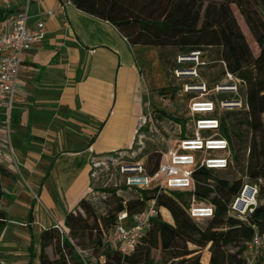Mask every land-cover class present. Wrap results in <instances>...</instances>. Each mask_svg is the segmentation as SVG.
<instances>
[{
    "label": "crops",
    "instance_id": "0c3cea01",
    "mask_svg": "<svg viewBox=\"0 0 264 264\" xmlns=\"http://www.w3.org/2000/svg\"><path fill=\"white\" fill-rule=\"evenodd\" d=\"M66 1L30 2L29 27L45 11L52 15L45 37L23 58L10 110L0 109L11 146L4 142L1 167L15 176L1 180L3 264H40V233L63 226L66 213L88 199L94 155L125 154L134 145L145 90L161 71L160 48L132 44L108 20L73 5L61 9ZM23 4L17 0L10 9Z\"/></svg>",
    "mask_w": 264,
    "mask_h": 264
},
{
    "label": "trees",
    "instance_id": "16d2710c",
    "mask_svg": "<svg viewBox=\"0 0 264 264\" xmlns=\"http://www.w3.org/2000/svg\"><path fill=\"white\" fill-rule=\"evenodd\" d=\"M76 8L108 20L132 44L175 45L186 51L200 50L203 46L221 48V61L226 69L245 82L246 111H227L220 115L219 135L229 143L232 160L238 163L247 153L245 174L251 179L264 180V0H70ZM234 5L251 34L257 53L254 55L233 14ZM5 14L0 10V21ZM169 86L158 89L166 94ZM163 116L172 118L159 110ZM183 125V121L175 118ZM121 153V152H116ZM112 154V153H111ZM106 155H94L103 158ZM160 154L147 156V172L155 171ZM213 171L198 168L194 171V191L157 190L136 191L138 196L122 200L115 189H107L115 198L113 208L102 218L106 229L114 222L118 212L129 215L141 211L146 203L155 199L160 209L171 216L172 224L163 221L160 212L152 219L149 229L134 251L122 256L107 249L101 253L102 230L98 216L88 199H81L64 217L66 236L56 229L43 230L39 236L40 264H81L68 238L83 247L87 241L94 252L105 257L100 264H157L151 251L160 249L169 255L162 264H201L195 249L208 245L209 264H247L245 252L254 234L264 233V185L260 187L254 211L245 218L228 214L229 204L241 187L242 180L216 176ZM15 176L0 166V199L2 178ZM188 195L186 202L184 197ZM212 206V216L204 227L188 212L190 198ZM107 197V196H106ZM109 197V196H108ZM123 201L125 203H123ZM91 219V220H90ZM6 223V214L0 210V231ZM84 248V247H83ZM3 264V263H0ZM264 264V249L255 263Z\"/></svg>",
    "mask_w": 264,
    "mask_h": 264
},
{
    "label": "built area",
    "instance_id": "2783aa9c",
    "mask_svg": "<svg viewBox=\"0 0 264 264\" xmlns=\"http://www.w3.org/2000/svg\"><path fill=\"white\" fill-rule=\"evenodd\" d=\"M16 1L0 0V10L5 14L4 22L0 23V109L5 106L7 111L11 108L23 58L34 42L45 37L46 18L52 15L51 10L45 11L41 14L42 18L33 27H29L28 7L32 0H24L20 11H11L10 8ZM65 5L72 3L67 0L64 5H60V8ZM190 53L191 55L176 57L177 67L173 72L179 80L199 79L197 67L204 65L205 62L200 56V50ZM221 62L223 78L212 86H207L200 80L194 85H182L185 92L192 94L188 103L190 135L180 138L174 147H168L162 153L154 172H147L146 166L138 161L122 162L119 159L121 153L98 158L115 162L114 167L124 189L134 191L155 189L158 192L175 189L194 191L195 170L198 168L224 170L230 165L232 155L228 141L219 135V118L227 111H246L248 106L244 96L240 94L241 88H245V82L229 72L225 63ZM188 65L190 69H183ZM208 94L212 98H205ZM153 116L154 109L149 91L145 90L144 110L138 116L135 125L137 136H142L145 127L153 126ZM9 133L7 118L0 122V166L4 159V142L11 150ZM98 159L91 162L92 177L102 170ZM263 185L262 178L251 179L244 174L241 187L229 204L228 214L238 218H245L251 214L258 204L259 189ZM33 195L38 200L37 195L35 193ZM160 210L156 200L151 199L139 212L130 215L125 210L118 212L114 222L102 233L103 244L111 250L118 251L122 256L130 254ZM188 212L192 218L199 220L211 217L213 210L210 204L191 196ZM51 228L66 236L63 226L55 223ZM68 241L81 264H100L105 261L103 255L93 260L89 249L76 245L71 238H68ZM262 249H264V233H256L247 244L246 263H255Z\"/></svg>",
    "mask_w": 264,
    "mask_h": 264
},
{
    "label": "rangeland",
    "instance_id": "374dc122",
    "mask_svg": "<svg viewBox=\"0 0 264 264\" xmlns=\"http://www.w3.org/2000/svg\"><path fill=\"white\" fill-rule=\"evenodd\" d=\"M233 14L236 21L240 27V30L244 34L252 53L255 55L257 53L256 44L249 33L248 27L246 26L244 19L240 15L238 9L231 5ZM143 45V44H142ZM160 48L161 51V71L158 70L153 74V81L155 82L152 88L149 90V98L151 105L154 109V116L152 127H145L142 136H136L134 145L131 147L127 153L119 155V159L122 162H141L145 166L147 164V156L150 153L160 154L166 151L168 147H174L180 138L190 135V123L188 122V103L191 99L192 94L185 92L183 89L184 84L194 85L203 81L207 86H212L214 83L220 81L223 78V64L221 62V48L218 46H203L200 49V56L205 62L204 65L198 66L197 71L199 72L198 80H179L174 75V69L177 67L176 57L178 55H191V51H186L184 49L178 48L175 45L168 46H154ZM136 53L138 58L142 61L145 57L141 48H136ZM157 67V65H155ZM183 69H190V65L184 67ZM169 86L171 90L166 94H159L158 89L162 87ZM245 88H241V95L244 96ZM210 97L208 94L205 98ZM212 98V97H210ZM159 110L164 112L166 115L163 116L159 113ZM178 118L182 123L175 121ZM116 156L115 153H112ZM100 163V168L102 170L98 172L95 177L92 178V188L91 193L88 196V200L93 206L97 216L99 227L103 231L106 230L102 227V218L107 216V213L115 202V198L107 193L108 189H115L116 196L120 197L122 200H130L136 196L138 193L134 190H126L121 186L120 178L115 170L114 163L110 161H105L103 159H98ZM160 160V159H159ZM247 162V153L240 157L238 163H234L232 160L230 165L224 170H215L213 173L218 177L228 178V179H241L245 174ZM107 196V197H106ZM109 196V197H108ZM185 201H188V195L184 197ZM260 200H258L259 202ZM264 201V200H263ZM160 216L163 221L172 224V219L170 214L165 210H160ZM91 220V219H90ZM207 220L199 219L196 223L200 227H204ZM75 244H77L75 239H72ZM84 248L90 250L93 260L97 257L93 248L86 241ZM190 249L196 250L193 254H196L201 262V264H209V252L208 245L203 248L195 249L194 246L189 245ZM107 247L105 245L99 250V253L105 251ZM151 256L153 261L157 264H162L168 260L169 255L162 252L160 249H153L151 251Z\"/></svg>",
    "mask_w": 264,
    "mask_h": 264
}]
</instances>
